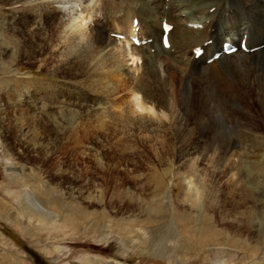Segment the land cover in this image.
<instances>
[{
  "label": "rangeland",
  "instance_id": "obj_1",
  "mask_svg": "<svg viewBox=\"0 0 264 264\" xmlns=\"http://www.w3.org/2000/svg\"><path fill=\"white\" fill-rule=\"evenodd\" d=\"M13 1L0 0V264H264L263 115L254 118L260 127H250L245 114L228 102L224 110L207 96L201 114L179 113L172 130L167 102L154 91L135 93L140 112L123 76L100 79L98 69L92 71L100 62L67 55L93 36L104 42L133 15L142 22L139 0H110L113 10L127 4L116 12L106 0H43L38 31L32 25L36 1L28 0L18 14L5 10ZM80 14L86 17L82 30L68 23L79 45L59 49L60 30L52 27ZM106 14L114 28L102 36L91 29ZM141 64H125L132 79ZM146 117L159 119L160 130L137 126ZM189 128L194 134L183 144L206 161L198 162L202 180L194 176L198 185L188 190L204 187L220 209H173L166 197L172 171L189 157L176 131ZM227 149L234 157L225 164L219 158ZM243 179L255 200L254 208L246 206L258 218L252 230L241 225Z\"/></svg>",
  "mask_w": 264,
  "mask_h": 264
},
{
  "label": "bare ground",
  "instance_id": "obj_2",
  "mask_svg": "<svg viewBox=\"0 0 264 264\" xmlns=\"http://www.w3.org/2000/svg\"><path fill=\"white\" fill-rule=\"evenodd\" d=\"M27 1L15 0L5 10L9 13L18 14L25 8ZM35 1L37 7L35 5L36 15L32 18V25L38 31L43 28L42 25L44 24L42 23L44 17L40 12L43 0ZM122 1L127 3L125 0ZM139 1L137 4L141 6L137 14L143 20L139 24L137 21L136 32L131 24L122 25V27L116 25V30L111 31L110 34L120 35L122 37L121 40H116L109 35L107 40L99 43L96 37L93 36L91 42L88 41V43L81 46L79 52L76 51L78 52L77 54L71 51L67 55L71 59L81 60L83 62H100L97 65H93L92 68V71L96 68L98 69V78L100 79H103V75L107 74L123 76L130 85L129 94L131 99L129 98V101L131 100L133 106L140 112L143 109L135 93H138L143 88L154 91L159 101L165 100L167 102V105L163 106H166L170 111L166 115V119H168L172 130L175 128V125L181 122L175 119L179 113H184L186 116L193 114L195 117L201 114L199 110L202 111L206 106L204 99H208L207 96L214 99L213 102H216L224 110L226 108L225 102H228L238 113L245 114L242 117H245L250 127H260L254 123V118L256 113L264 117V16L262 13V3L264 0ZM104 4L108 6L110 0H106ZM127 4H124L123 8H120L117 4L115 10H113V4H111L112 7L109 5L107 8L112 12H116L126 8ZM97 9L99 11V8ZM143 11L146 12L145 16H143ZM81 14L79 15V20L77 19L79 17L75 16L73 21L60 20L52 27L55 31L60 30L63 38H65V40H61V36H59L61 34L57 31L56 40L59 49H63L64 44H67L69 50L73 46L76 47L79 45V41L81 40L70 30L72 25L68 23L74 22L75 26L82 30L84 25L81 22H84L86 17L81 16ZM167 16L173 17L171 19L173 24H175L174 26H176L175 28L171 22H166ZM103 17L104 15L99 17L102 22H98L99 18L93 20V26L97 28H92L91 30L95 33H100L102 36L104 34L107 36L108 30H112L114 27L108 19L107 14L104 19H102ZM133 19H136L134 15ZM162 22L171 26V29L167 33V49H163L161 46ZM100 24L105 27L99 28ZM192 25H198V27L192 28ZM68 30L71 34H68ZM124 30H129V33L124 34ZM58 36L60 39H58ZM130 36H136L140 41L144 40L145 45L139 47L131 45L129 41ZM243 36H245L247 48H258L251 53L242 54L236 51L227 56L220 55L217 60L211 63H205L207 59L220 50L222 42L236 43L235 45H237ZM119 41L124 42V45ZM205 42L209 44L204 45ZM153 46L157 50L154 51ZM196 47H200L203 52L199 58L194 59L191 51ZM173 49V54H170ZM83 58L86 60H83ZM140 61H142V64L138 67L140 74L138 78L135 76L137 80L133 82L135 78L133 77L132 79L131 75H129L125 64L133 66L137 65ZM245 99L246 101H243ZM137 126L147 131H154V129L160 130L161 123L157 118L146 117ZM251 131H253V128ZM193 134L192 128L187 129L184 134L176 131V140H180V145L186 148V156L189 155V157H187V163L176 164L177 166L172 171L173 191L172 189L170 192L168 190L169 194L167 193L168 196L166 197L173 209L174 205L181 208L186 207L188 210H201L202 207L203 210H211L213 207L220 209L221 206L216 204L210 192L203 194L204 187H202L203 189L201 191L200 189L197 190L195 194L188 190L189 187L196 188L198 185L197 183L194 184V176L202 180L200 175H196L199 166L198 162L204 163L206 161L205 154L200 153L201 155H196V152L190 151L187 145L183 144V141L186 140L185 137L193 136ZM194 139L198 138L195 136L194 138H189L190 141ZM186 142L188 141L186 140ZM232 157H234V151L231 152V150L227 149L222 151L219 160H222L226 164L227 160L229 161ZM184 158L178 157V162L184 160ZM185 176L188 177L187 183L184 182ZM237 176L235 171L231 173L233 182ZM241 182L242 186L239 193L241 197L240 207L242 210L240 213L242 219L241 225L252 230L258 222V218L253 211L254 209H249L246 206L249 204L252 206L255 205V200L252 201L254 199L252 198L253 189L249 185L247 186V181L244 179ZM171 192V196L177 198L174 203H171ZM201 194L203 198H199ZM201 199L203 200V205ZM259 225L264 228V224L259 223ZM253 231L257 233L261 232L259 228Z\"/></svg>",
  "mask_w": 264,
  "mask_h": 264
}]
</instances>
